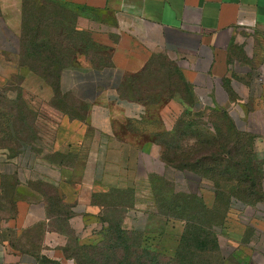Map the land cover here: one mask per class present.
Here are the masks:
<instances>
[{"label":"crops","instance_id":"1","mask_svg":"<svg viewBox=\"0 0 264 264\" xmlns=\"http://www.w3.org/2000/svg\"><path fill=\"white\" fill-rule=\"evenodd\" d=\"M36 1L71 9L75 49L57 92L76 106L60 113L46 147L31 143L17 154L0 147V264H37L25 240L36 234L40 254H58L71 240H103L113 225L145 235L151 221L164 223L150 211L152 178L184 192L196 176L142 141L172 135L187 113H225L237 132L254 137L264 172V133L250 130L253 121L264 125V0H0V91L14 89L25 11ZM160 61L185 92L168 90L157 129L147 116L153 102L122 93L129 78ZM255 212L248 224L264 238V207ZM248 261L264 264V248Z\"/></svg>","mask_w":264,"mask_h":264},{"label":"rangeland","instance_id":"2","mask_svg":"<svg viewBox=\"0 0 264 264\" xmlns=\"http://www.w3.org/2000/svg\"><path fill=\"white\" fill-rule=\"evenodd\" d=\"M70 15V8L52 1L33 2L25 11L24 55L18 60L21 71L13 81L12 92L0 91V147L9 148L12 154L31 143L46 147L60 113L76 106L57 92L59 74L72 63L75 49L68 26ZM33 85L43 87L44 93L29 92ZM175 88L185 92L172 68L160 61L129 78L122 94L153 102L154 108L147 110L148 121L159 129L155 112L168 90ZM226 113L231 117L230 110ZM227 121L226 114L217 110L190 112L177 122L178 138L174 132H159L144 136L142 143L153 142L165 148L163 153L169 156L189 154L198 159L202 145L212 144ZM256 123H251L250 130L264 133V125ZM127 128L131 129L130 124ZM245 136L243 133L241 137ZM245 151L249 154L246 164L251 168L258 164L261 170L257 195L248 194V190L237 193L241 182L250 184L242 174H230L229 180H222L199 172L201 177L189 179L191 183L184 192L171 189L163 179L152 178L155 199L150 211L163 216L164 223L151 221L149 233H121L113 225L104 241L79 244L71 240L58 254H40L38 234L26 237L27 245L37 254V264H249L253 258L260 260L264 238L252 230L248 217L264 207V172L254 152L250 148ZM247 245L251 252L246 250Z\"/></svg>","mask_w":264,"mask_h":264},{"label":"trees","instance_id":"3","mask_svg":"<svg viewBox=\"0 0 264 264\" xmlns=\"http://www.w3.org/2000/svg\"><path fill=\"white\" fill-rule=\"evenodd\" d=\"M174 134L177 138L179 137L178 128H175ZM242 134L243 133L237 132L233 125L227 121L225 129L217 131V136L212 139V144L204 143V145H202L203 149L197 154L198 159H194L189 154H175L169 156L164 153L161 155V159L167 163L174 164L176 168L189 172L198 178L201 177L200 173L204 176L207 174L217 176L222 180H229L231 177L230 174H236V176L237 174H242L250 184L246 186L244 182L235 179L241 182L237 189V193L244 194L245 191L248 190V194L257 195V184L260 180L261 170L258 164H254L252 168L246 164V157H248L249 154L245 151L246 148H250L253 152L254 137L249 134H245V137H241ZM222 157L226 159L223 160ZM212 165L214 166L209 168V166ZM114 226L120 230L121 233L128 232L121 230L116 225ZM112 229L111 227L107 230V234L103 241L110 237Z\"/></svg>","mask_w":264,"mask_h":264},{"label":"built area","instance_id":"4","mask_svg":"<svg viewBox=\"0 0 264 264\" xmlns=\"http://www.w3.org/2000/svg\"><path fill=\"white\" fill-rule=\"evenodd\" d=\"M200 102H201V104H202L203 106L207 105V102L205 101L204 98H200ZM231 116L234 117L232 112H231Z\"/></svg>","mask_w":264,"mask_h":264}]
</instances>
